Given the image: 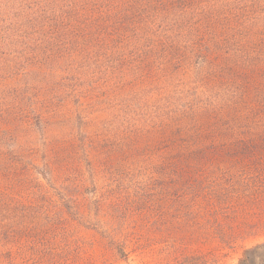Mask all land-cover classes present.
Wrapping results in <instances>:
<instances>
[{
  "label": "rangeland",
  "instance_id": "obj_1",
  "mask_svg": "<svg viewBox=\"0 0 264 264\" xmlns=\"http://www.w3.org/2000/svg\"><path fill=\"white\" fill-rule=\"evenodd\" d=\"M7 1L0 264H264V197L253 201L243 184L173 183L155 162L177 137L217 141L203 153L210 178L264 167V156L227 142L264 129V0H188L187 24L208 28L241 63L210 74L136 44L139 8L121 21L119 65L107 74L35 59L8 38Z\"/></svg>",
  "mask_w": 264,
  "mask_h": 264
},
{
  "label": "trees",
  "instance_id": "obj_2",
  "mask_svg": "<svg viewBox=\"0 0 264 264\" xmlns=\"http://www.w3.org/2000/svg\"><path fill=\"white\" fill-rule=\"evenodd\" d=\"M190 2L9 0L5 3L3 11L8 25V38L28 46L25 51L29 56L36 59L42 53L49 58L54 56V60L67 58L80 72L84 70L88 73L107 74L119 65V59L115 57L119 50L121 21L128 14L135 12V8L142 11L138 14L142 23L140 26H135V23L132 26V30L136 31L141 39L136 44L146 46L151 56L163 47L166 54L176 53V59L186 57L199 61L203 68L201 70L209 74L211 71L215 73L221 70L226 64L225 61L229 60H233L231 66L235 67L234 69L238 68L241 63L234 59V54L230 55L231 52L234 53L231 45L215 40L210 36V32L208 34L205 31L208 28L202 29L200 23L187 24V14L194 10ZM194 6L196 9V5ZM174 15L177 16L176 19L179 18L176 23L171 20ZM180 23L184 25L180 26ZM50 41H53L51 43L54 47L45 49L44 44ZM224 45L228 46V49ZM107 61H110L111 65H107ZM216 142L172 137L165 145L166 152L161 154L159 151L157 154L156 165L163 167L162 170L170 174V182L196 184L198 188V183H214L221 186L243 184L247 186L246 191L253 201L261 200L264 197L263 165L255 166L250 174L221 172L213 178L205 175L209 170V161L203 153L214 149ZM227 142L233 149H239L246 154L264 156V129L257 136Z\"/></svg>",
  "mask_w": 264,
  "mask_h": 264
}]
</instances>
